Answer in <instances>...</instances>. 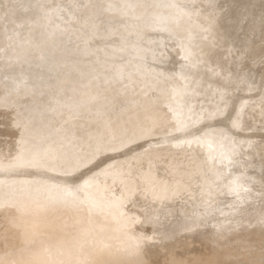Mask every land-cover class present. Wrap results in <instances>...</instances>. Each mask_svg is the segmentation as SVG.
Segmentation results:
<instances>
[{
	"label": "rangeland",
	"instance_id": "1",
	"mask_svg": "<svg viewBox=\"0 0 264 264\" xmlns=\"http://www.w3.org/2000/svg\"><path fill=\"white\" fill-rule=\"evenodd\" d=\"M70 1L72 10L68 18L79 24L82 42L70 35L64 47L77 52L81 45L86 46L91 56L101 61L100 78L104 80L101 83L117 84V87H126L132 79L145 76L141 75L145 71L135 65L124 72L120 69L116 72V69L127 58H135L126 52V43L140 40L137 38L141 29L140 15L155 9L156 20H152V26L158 35L151 44L167 42L161 53L166 59L165 87L159 89L147 82L144 94L131 99L136 119L127 123L128 131L122 143L100 151L81 162L78 168L72 167L68 156L61 158L59 167L47 162L41 164V168L36 159L12 158L18 149L20 130L15 121L27 112L45 116L56 110L50 108L51 100L47 97L53 92L51 84L60 67L54 63L43 66L37 61L25 62L20 67L7 59V51L0 53V166L6 167L10 176H22L24 171L35 174L46 171V176L37 175L42 181L36 180V185H49L50 189L45 191L48 196L58 192V182L67 183L68 187L76 184L78 188L81 181H97L96 185L90 181L92 187L89 188L99 185L94 190L104 191L102 196L98 191L102 207L106 209L110 203L107 208L111 207V211L120 214L123 210L120 216L126 215V220L122 227L129 224L127 227L131 225L130 230L136 231L130 233L131 236L141 234L139 226L146 231L139 236L141 238L129 236L134 239H131L130 254L105 264H138L139 261L140 264H264V0H169L172 7L167 6L165 10L170 9V28L197 29L191 36V46L180 43L177 35L172 36L175 32L172 28L165 29L158 22L163 9L158 6L161 0H109L110 4L108 0H64L61 7H66ZM12 3L22 10L26 0H0L3 8ZM111 9L115 11L109 13L117 17L103 18ZM63 16L56 20L63 19L61 21L67 24ZM8 27L11 28V24ZM65 30L57 28L52 36ZM26 31L27 25L22 24L21 38ZM204 42L206 46L202 47ZM52 56L58 54L54 52ZM19 68L27 75H21V82L16 83L13 78ZM43 78L47 84L37 86L33 95L27 94L28 85ZM164 93L167 94L163 96ZM141 97H147L146 105ZM182 100L188 110L175 107ZM151 110L157 115L163 112L166 117L151 124ZM76 119L79 121L81 117ZM114 137L110 135L111 140ZM69 140L73 143L71 137ZM178 143L187 144L189 149L180 146L178 148L187 151L176 149L173 152L172 147ZM10 160L12 163H8ZM149 160L158 176L168 174L166 171L189 175L188 178L183 175L184 180L179 182L182 187L178 188V195L149 199L138 192L131 198L132 195L124 192L121 179L129 175L131 167L148 164ZM55 169L68 171L60 175L68 180L55 178L52 173ZM1 172V175L6 174L4 170ZM204 177L209 181L208 186L202 183ZM133 198L141 206L135 212L130 211L136 207ZM158 225L169 228L170 236L159 237L151 228ZM125 227L126 233L131 232ZM143 256L147 258L142 259ZM94 264L101 263L95 261Z\"/></svg>",
	"mask_w": 264,
	"mask_h": 264
},
{
	"label": "bare ground",
	"instance_id": "2",
	"mask_svg": "<svg viewBox=\"0 0 264 264\" xmlns=\"http://www.w3.org/2000/svg\"><path fill=\"white\" fill-rule=\"evenodd\" d=\"M63 1L26 0L22 10L13 3L4 8L0 6V53L4 54L7 51V59L11 62H17L20 67L25 62L29 63V61L32 63L37 61L42 63L43 66L54 63L60 67L57 77L51 84L53 92L47 97L51 100L49 103L50 108L53 107L56 110L45 116L27 112L16 118L15 123L20 125V130L17 139L18 149L12 158H16L18 161L33 158L37 160L39 165L50 162L48 163L50 166L59 167L61 158L68 156L72 167L78 168L81 166V162L88 161L100 151L110 149L113 144L122 143L128 131L127 123L136 119V115L132 112L130 106L131 99L134 96L139 97V93L141 96L144 94L145 83L152 82L159 89L165 87L167 80L164 75L166 59L164 54L161 53L162 50H165L167 42L165 43L163 40L158 45L151 44V40L158 35H156V28L152 26L154 23L152 20H156V13L154 12L155 9L143 12L140 15L141 29L139 37H137L140 40L136 39L137 41L132 40V42L126 43V52L135 56V58H127L116 69V72L119 69L124 72L135 65L140 70H144L145 72L141 75L145 74L147 77L144 76V78L138 80L132 79L130 85L126 87H117L119 85L110 83L104 85V82L101 83L104 80L100 78L102 75L100 70L101 61L92 57L86 46L81 45L82 47L77 52L73 51L71 47H64L70 35H73L79 42H82V40L80 39L79 24L74 19L68 18L71 16L72 9L70 6L72 2H68L67 6L62 8L61 3ZM158 6L163 7L160 10L161 19L158 21L160 25L168 30L172 28L175 31L171 33L172 36L177 35L180 43L191 46V36L195 34L197 29H186L182 26H179V28L171 26L170 28L168 23L172 17L170 9L165 10V7H172L171 2L161 0ZM112 11L115 10H109L103 18L112 20L113 17H117L109 13ZM59 16L66 17L68 23L62 22L63 19L56 20V17ZM10 24L11 28L8 27ZM22 24L27 25V31L21 38L19 31ZM60 27L66 30L53 37L52 34ZM201 46H206V43H202ZM54 52L59 57L52 56ZM21 75L24 77L27 73L19 68L16 71V77L13 78L16 83L21 82ZM41 84H47L45 78L38 79L35 83L28 85L29 91L27 94L33 95L34 89ZM166 94L164 93L163 96ZM141 98L143 104L146 105L147 97ZM175 107L188 110L184 100L177 102ZM152 112L153 114L149 115L151 124H156L159 119L162 120L166 117L163 112V115H157L155 111L151 110ZM80 117L81 120L77 121L76 118ZM111 134L115 136L114 140L110 139ZM70 137L73 143L70 142ZM113 141H116V143H113ZM178 144L172 147L173 152L176 149L180 150L181 148L178 147L183 146ZM207 144L209 145V143ZM183 147L189 149L187 144ZM187 150L181 149L184 153ZM13 162L15 163V161ZM5 163H7V160ZM8 163H12V161ZM16 163L18 165V162ZM0 164L2 165V162ZM151 164L152 160H149L148 164L143 163L129 169V175L121 179L124 192L130 194V196L132 195L131 198L135 192L141 194L140 196L147 195L149 199L178 195L177 193L180 192L178 188L182 187L179 182L184 180L183 175L185 174L179 173L181 171H172V173L166 171L168 174L164 175L165 173H162L161 176H158L153 171L154 168ZM39 165L36 164L37 167ZM1 170V173L4 170L6 174H0V264H8V261L12 260L15 261V263L12 261V264H21L22 262L23 264H94L95 261L105 264L121 255L130 254L131 239L133 238L130 239L129 236L135 230L131 231V225L129 228L127 227L129 224L126 227L124 224L123 227L131 231L126 233V230L122 227L123 220L124 223L126 220V215L124 217L120 216L123 210L120 214L117 211H111V207H109L110 209L107 208L110 204L109 201L106 209L102 207L99 192L102 196L104 191H100L101 188L98 190L99 192L96 191L99 186H95L97 181L95 183L92 180L95 183L93 189L89 188L92 187V183L89 186L91 181L88 180L89 178L87 179L89 182H86V180L85 182H79L81 184H78V181L75 182L78 184V188L75 187L76 184L68 187L67 183L60 182L61 184H59L58 182V192L48 196L45 191L50 189L49 185H36V180L42 179L37 175L42 176L46 171H40L37 174L24 171L22 176H17L16 171H12L17 175L10 176L11 172L7 173L6 167L0 166ZM58 172L60 174L56 175ZM58 172L53 170L52 173L55 174V178L68 180V177L64 176L62 178L60 176L68 174V171L58 170ZM26 173L27 175H24ZM81 173L83 174V172ZM188 176L187 174L186 177L188 178ZM44 181H46V178ZM202 183L206 186L209 185V181L205 177ZM111 184L108 188L112 186ZM105 186L103 187L105 188ZM95 188L96 190H94ZM51 197L52 199H50ZM113 202L111 203L116 204ZM9 203H11L9 206L5 205ZM120 203L123 205V202ZM134 203H136V207H133L130 211L135 212L141 206L138 205L136 200H134ZM111 206L113 207V205ZM107 209L110 210H108V213ZM137 213L139 214V212ZM127 221L129 220L127 219ZM161 227L158 225L151 228L157 231L159 237H169L171 234L170 229ZM139 230L143 235L146 232L141 226H139ZM141 234L132 236L141 238L142 236L139 237ZM143 257L142 259L147 258V256ZM139 262L138 264H140Z\"/></svg>",
	"mask_w": 264,
	"mask_h": 264
}]
</instances>
